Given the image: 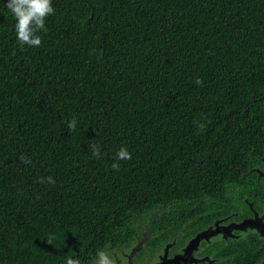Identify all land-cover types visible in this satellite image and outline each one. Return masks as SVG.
I'll return each mask as SVG.
<instances>
[{
	"label": "trees",
	"instance_id": "1",
	"mask_svg": "<svg viewBox=\"0 0 264 264\" xmlns=\"http://www.w3.org/2000/svg\"><path fill=\"white\" fill-rule=\"evenodd\" d=\"M53 7L21 46L0 0V264H93L154 210L161 241L264 211V0ZM225 243L213 264L264 255L255 232Z\"/></svg>",
	"mask_w": 264,
	"mask_h": 264
},
{
	"label": "rangeland",
	"instance_id": "2",
	"mask_svg": "<svg viewBox=\"0 0 264 264\" xmlns=\"http://www.w3.org/2000/svg\"><path fill=\"white\" fill-rule=\"evenodd\" d=\"M259 160L251 173L264 178V158ZM251 210V216L242 219L230 213L208 219L203 225H184L170 231L162 241L158 238L163 231L153 234L150 230L151 222L160 214L154 210L136 220L127 243L104 250L111 254L113 264H213L218 260L213 251L219 245L244 238L249 232H255L264 247V211ZM258 264H264V255Z\"/></svg>",
	"mask_w": 264,
	"mask_h": 264
},
{
	"label": "clouds",
	"instance_id": "3",
	"mask_svg": "<svg viewBox=\"0 0 264 264\" xmlns=\"http://www.w3.org/2000/svg\"><path fill=\"white\" fill-rule=\"evenodd\" d=\"M4 6L10 11L15 18L14 31L16 39L21 46L39 47L41 37L38 35L40 31H46L45 20L48 16L54 14L53 0H2ZM199 83V81H197ZM77 121L75 119L68 121L69 130L76 128ZM92 154L98 155L99 148L94 147ZM131 154L125 147H121L116 152V160H128ZM113 168H117L118 164L113 163ZM49 183L52 182L51 177L46 178ZM66 264H80L78 259L68 258ZM94 264H113L112 256L109 252L101 249L96 253Z\"/></svg>",
	"mask_w": 264,
	"mask_h": 264
}]
</instances>
